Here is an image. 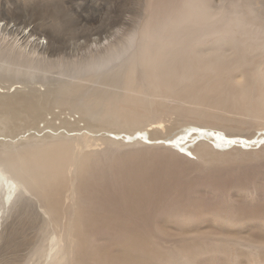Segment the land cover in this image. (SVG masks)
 Here are the masks:
<instances>
[{
	"label": "bare ground",
	"instance_id": "obj_1",
	"mask_svg": "<svg viewBox=\"0 0 264 264\" xmlns=\"http://www.w3.org/2000/svg\"><path fill=\"white\" fill-rule=\"evenodd\" d=\"M136 6L113 40L54 61L52 31L11 42L0 8V74L77 115L35 128L39 99L0 86V264L27 210L45 236L25 264H264V2Z\"/></svg>",
	"mask_w": 264,
	"mask_h": 264
},
{
	"label": "rangeland",
	"instance_id": "obj_2",
	"mask_svg": "<svg viewBox=\"0 0 264 264\" xmlns=\"http://www.w3.org/2000/svg\"><path fill=\"white\" fill-rule=\"evenodd\" d=\"M0 8L7 13L5 22L7 20L8 24L15 25V28L18 29L15 32L17 34H11V37L7 36V39L11 42H13L14 39L16 40H14L15 42H19L20 40L22 41L21 44L24 43V46H26L27 43H30V41H32V39L38 37L33 36L34 38H30L28 40L25 38L29 30H35V33H41L39 43L43 46V44L45 45L46 39L44 38L45 36L42 35V30L48 28L50 31H52V33L54 34V43H52V46L47 53V58L49 57V59H53V61L59 59L75 60L76 58H80L81 56H84L88 50H92L98 46H102L103 44H106V42L113 40L116 35H120L127 23L130 25H134L139 19V9L136 6V0H0ZM2 22L4 23V20ZM39 28H41L40 31H38ZM15 35L19 37L15 38ZM17 44H20V42ZM262 66L261 69L264 72V65ZM53 79H58V76H53ZM24 80H26L27 82H25ZM32 82L33 81L27 80L25 78L17 79L0 74V86H13L15 88L22 85L21 88L24 87L22 88V90H25L23 92L22 90L17 91V89L16 91H13V88L10 90L11 94L19 93V96L24 95V99L26 100H24L23 102H37L39 99V101L37 102L39 107H43L46 111L44 114V118L42 117L43 119L41 118L40 120H38V122H36L38 125H35V128L39 126L38 128L41 129V127H43L47 122L58 128L61 127L59 126V124L61 125L62 122L65 121V119L66 121L72 123L73 120L71 118H77V115L74 114H72V117H70L68 114L71 113L68 110L67 111L69 113L63 109H53L54 106H52L51 104L48 105V102L52 99V96L46 92L49 88L48 83L46 85L44 84V87H42V89L39 85L40 83L38 84ZM53 82L52 85L58 84V82ZM36 84H38L39 86ZM35 88H37L39 93L31 92ZM32 95L36 97L33 98ZM48 107L50 108V110ZM48 112L50 113L47 114ZM64 115H66L68 118H66V116ZM54 119L59 120L56 122V120ZM79 125L81 126L82 124L80 123ZM61 130L63 131V129ZM61 130L59 132H62ZM2 137L3 136L0 135V138ZM22 213L20 214L22 215ZM24 213L22 215L24 216L22 219L25 220L24 222H26L28 218L26 215H30L29 217H31V219L28 218L27 220V223H29V225L27 224L20 227V232L18 228L16 236L13 232L14 235L12 234V237L14 238L15 236L16 238H18V240L15 238L13 241V239L10 238L11 240L9 243V247L7 246L8 249L6 248V251L9 252L7 256H12L17 264L28 263V260L30 259L29 254H31L32 249H34L35 245L42 240L41 236H45V234L43 236V233L39 231V227L37 226L36 222H34L35 218H33V214L31 216L32 212H29L27 210L25 215ZM22 216H19V219L22 218ZM21 222L23 223V221ZM13 244L15 245L13 246ZM10 246L13 249H10ZM29 264L32 263L30 262Z\"/></svg>",
	"mask_w": 264,
	"mask_h": 264
}]
</instances>
